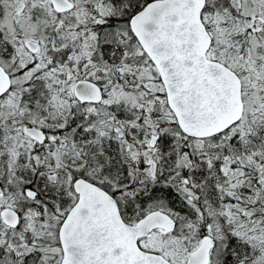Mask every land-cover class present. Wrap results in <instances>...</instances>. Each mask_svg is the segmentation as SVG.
Segmentation results:
<instances>
[{"label": "snow or ice", "instance_id": "snow-or-ice-1", "mask_svg": "<svg viewBox=\"0 0 264 264\" xmlns=\"http://www.w3.org/2000/svg\"><path fill=\"white\" fill-rule=\"evenodd\" d=\"M0 264H264V0H0Z\"/></svg>", "mask_w": 264, "mask_h": 264}]
</instances>
